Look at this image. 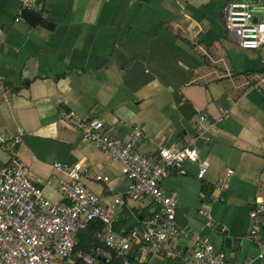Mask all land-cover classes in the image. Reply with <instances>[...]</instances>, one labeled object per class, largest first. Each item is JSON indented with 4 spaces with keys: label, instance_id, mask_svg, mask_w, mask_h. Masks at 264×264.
I'll use <instances>...</instances> for the list:
<instances>
[{
    "label": "crops",
    "instance_id": "1",
    "mask_svg": "<svg viewBox=\"0 0 264 264\" xmlns=\"http://www.w3.org/2000/svg\"><path fill=\"white\" fill-rule=\"evenodd\" d=\"M229 1L36 0L27 8H42L55 24L47 28L20 18L22 0H0V133L21 137L18 156L47 198L63 201L59 181L66 175L53 164L82 161L88 188L107 200L122 196L120 232L139 229L156 210L149 197L128 196L131 181L117 162L84 141L61 112L101 119L124 141L138 127L136 148L146 155L159 145L194 142L199 151L205 147L204 177L188 162L183 173L170 172L162 182L176 199V224L206 235L230 260L264 264V229L257 237L249 231L251 209L264 203V81L256 86L251 79L258 73L264 80V44L239 46L227 27ZM254 15L264 20L263 9ZM200 114L213 124L203 132ZM8 161L0 143V171ZM137 215L140 222L133 220ZM226 236L231 248L224 246ZM168 246L182 253L193 248L184 236ZM130 252L142 264H181L141 243ZM88 256L98 264L95 259L109 261L111 251L96 247Z\"/></svg>",
    "mask_w": 264,
    "mask_h": 264
},
{
    "label": "built area",
    "instance_id": "2",
    "mask_svg": "<svg viewBox=\"0 0 264 264\" xmlns=\"http://www.w3.org/2000/svg\"><path fill=\"white\" fill-rule=\"evenodd\" d=\"M35 1L22 0V5L27 8ZM263 4L264 0H231L227 5V27L236 32L238 44L243 49L255 50L264 44V20H255L254 15L257 9L264 10ZM251 79L256 86L264 81L258 73ZM61 117L84 141L117 162L121 174L131 181L127 192L130 198L147 196L156 210L130 234L116 232L114 224L123 204L122 196L113 195L107 200L88 188L82 181V161L70 165L53 164L66 175L59 181L63 201L53 202L30 178L27 164L18 156L21 137L0 133V143L9 154L8 164L0 171V264H75L78 259L83 264H94L88 254L75 251L79 231L94 220L103 224L96 237L115 251L122 264H142L128 257L134 243L143 244L151 254L179 259L181 264H253L251 257L230 260L225 252L214 248L206 235L176 224V199L163 190L162 182L170 172L183 173L188 162L198 165V179L204 177L208 162L200 157L194 142L181 148L159 145L155 154L146 155L136 148L141 135L138 127H134L129 139L124 141L110 135L101 119L87 120L73 110L61 112ZM198 121L200 132L213 125L205 114H200ZM96 178L108 180L107 176ZM200 213L210 219L205 210ZM249 217L250 235L257 237L264 229L262 201L255 203ZM180 236L192 239L190 252L182 253L168 246L169 241ZM257 257L261 258L262 252Z\"/></svg>",
    "mask_w": 264,
    "mask_h": 264
},
{
    "label": "trees",
    "instance_id": "3",
    "mask_svg": "<svg viewBox=\"0 0 264 264\" xmlns=\"http://www.w3.org/2000/svg\"><path fill=\"white\" fill-rule=\"evenodd\" d=\"M136 222H140V218L137 215L134 219ZM103 227V224L100 221H91L88 223V225L79 231L78 233V242L75 247V251H81L84 254H91L93 249L96 247H106L104 242L96 237V233L100 231ZM114 229L116 232L121 234H130L133 231V227L124 229L123 232L119 231V226L117 225V221L114 224ZM135 230V229H134ZM108 248V247H106ZM109 249V248H108ZM111 259L108 261H103V258L100 256V258H96L95 260H98V264H120V258L117 257L114 250H111ZM128 257L131 261H135V257L133 253H128ZM75 264H83L79 259L75 262Z\"/></svg>",
    "mask_w": 264,
    "mask_h": 264
},
{
    "label": "water",
    "instance_id": "4",
    "mask_svg": "<svg viewBox=\"0 0 264 264\" xmlns=\"http://www.w3.org/2000/svg\"><path fill=\"white\" fill-rule=\"evenodd\" d=\"M20 18L26 22L29 26H42V27H47L51 28L54 24V22H51L47 20L46 18H43L42 16V8L39 10L36 9H31V8H23L20 11ZM259 18H255V20H258ZM205 153V147H202L201 150L199 151L200 157H203ZM224 246L227 248H231L232 241L231 238L226 236L223 239ZM237 247V245H235Z\"/></svg>",
    "mask_w": 264,
    "mask_h": 264
},
{
    "label": "rangeland",
    "instance_id": "5",
    "mask_svg": "<svg viewBox=\"0 0 264 264\" xmlns=\"http://www.w3.org/2000/svg\"><path fill=\"white\" fill-rule=\"evenodd\" d=\"M120 261H121V259H120Z\"/></svg>",
    "mask_w": 264,
    "mask_h": 264
}]
</instances>
